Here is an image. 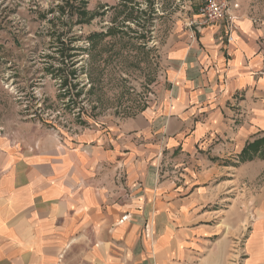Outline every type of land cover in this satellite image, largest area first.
<instances>
[{
    "label": "crops",
    "instance_id": "1",
    "mask_svg": "<svg viewBox=\"0 0 264 264\" xmlns=\"http://www.w3.org/2000/svg\"><path fill=\"white\" fill-rule=\"evenodd\" d=\"M232 12L231 42L225 23L172 28L163 85L137 114L60 141L5 127L0 264L226 258L230 234L212 204L229 200L249 221L238 264H264V158L239 163L264 138V0L234 1Z\"/></svg>",
    "mask_w": 264,
    "mask_h": 264
},
{
    "label": "rangeland",
    "instance_id": "2",
    "mask_svg": "<svg viewBox=\"0 0 264 264\" xmlns=\"http://www.w3.org/2000/svg\"><path fill=\"white\" fill-rule=\"evenodd\" d=\"M189 2L0 0V133L23 124L60 141L137 114L163 85V48L175 25H187ZM250 154L263 159L264 145ZM229 201L212 204L228 254L207 251L204 264L243 259L249 221L238 223Z\"/></svg>",
    "mask_w": 264,
    "mask_h": 264
},
{
    "label": "built area",
    "instance_id": "3",
    "mask_svg": "<svg viewBox=\"0 0 264 264\" xmlns=\"http://www.w3.org/2000/svg\"><path fill=\"white\" fill-rule=\"evenodd\" d=\"M237 0H190V10L195 13L194 19H188L187 27L200 32L209 25L226 24L227 42L232 41L236 17L232 12V4ZM196 4L193 7V4Z\"/></svg>",
    "mask_w": 264,
    "mask_h": 264
},
{
    "label": "trees",
    "instance_id": "4",
    "mask_svg": "<svg viewBox=\"0 0 264 264\" xmlns=\"http://www.w3.org/2000/svg\"><path fill=\"white\" fill-rule=\"evenodd\" d=\"M264 145V138L257 139L251 144H248L247 147L243 151V157L241 159H245L244 156L247 155L248 157L246 159H251L253 157V154L251 155L250 152H254L255 148L257 150L258 145ZM261 152V151H260ZM251 155V156H250Z\"/></svg>",
    "mask_w": 264,
    "mask_h": 264
}]
</instances>
